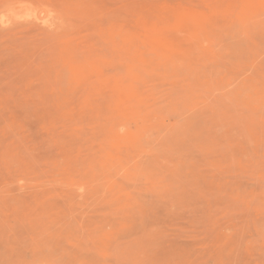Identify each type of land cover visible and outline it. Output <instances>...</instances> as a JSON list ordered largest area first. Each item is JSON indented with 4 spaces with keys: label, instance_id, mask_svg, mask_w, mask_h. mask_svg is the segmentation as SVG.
Wrapping results in <instances>:
<instances>
[{
    "label": "rangeland",
    "instance_id": "obj_1",
    "mask_svg": "<svg viewBox=\"0 0 264 264\" xmlns=\"http://www.w3.org/2000/svg\"><path fill=\"white\" fill-rule=\"evenodd\" d=\"M0 264H264V0H0Z\"/></svg>",
    "mask_w": 264,
    "mask_h": 264
},
{
    "label": "bare ground",
    "instance_id": "obj_2",
    "mask_svg": "<svg viewBox=\"0 0 264 264\" xmlns=\"http://www.w3.org/2000/svg\"><path fill=\"white\" fill-rule=\"evenodd\" d=\"M5 17V16H4ZM48 21V20H47Z\"/></svg>",
    "mask_w": 264,
    "mask_h": 264
}]
</instances>
